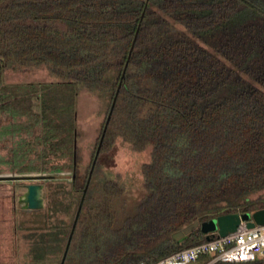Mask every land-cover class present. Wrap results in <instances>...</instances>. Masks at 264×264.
<instances>
[{"label": "trees", "instance_id": "obj_1", "mask_svg": "<svg viewBox=\"0 0 264 264\" xmlns=\"http://www.w3.org/2000/svg\"><path fill=\"white\" fill-rule=\"evenodd\" d=\"M34 68L50 79H4ZM117 87L63 264L152 262L202 241L205 220L264 207L250 196L264 189V0H0V173L71 172L66 221L43 208L24 264H58ZM81 91L100 117L83 170ZM116 138L150 148L130 201L118 174H95Z\"/></svg>", "mask_w": 264, "mask_h": 264}, {"label": "rangeland", "instance_id": "obj_2", "mask_svg": "<svg viewBox=\"0 0 264 264\" xmlns=\"http://www.w3.org/2000/svg\"><path fill=\"white\" fill-rule=\"evenodd\" d=\"M4 79L7 82H20L31 80H48L50 77L44 69L34 68L26 71H7ZM98 104L93 97L81 91L77 103V146L79 160L77 167L86 168L92 156L96 137L98 135L100 117L97 114ZM0 143V147H1ZM1 153V151H0ZM150 157V148L137 151L127 147L120 138H116L110 149L105 150L99 157L95 171L97 178L113 177L119 175L124 192L123 197L130 201L139 191L142 174L141 164ZM58 173V174H57ZM69 170L57 171L54 178L41 181L43 186L44 205L41 209H29L22 200L26 185L30 180L0 178V264H24L30 237L26 227L42 225L39 220L43 208L50 210L53 220L67 219L65 209L66 190L71 179ZM29 174V173H26ZM11 175L0 173V176ZM24 175V174H22ZM11 181V182H9ZM11 185V186H10ZM252 198L263 197L264 189L250 195ZM133 208H130V211ZM134 211V209H133ZM249 212H241V219H245ZM41 218V217H40ZM16 222V229L13 225ZM16 230H18L17 233ZM30 233V231H29ZM17 237V238H16ZM16 238V239H15ZM184 264H200L199 261H189Z\"/></svg>", "mask_w": 264, "mask_h": 264}, {"label": "built area", "instance_id": "obj_3", "mask_svg": "<svg viewBox=\"0 0 264 264\" xmlns=\"http://www.w3.org/2000/svg\"><path fill=\"white\" fill-rule=\"evenodd\" d=\"M247 220L241 219L234 231L223 236L218 234L217 229H212L205 232L209 238L204 236L202 241L175 250L152 262L140 261L138 264H184L199 261L198 258L202 255L207 258L202 263L199 261L200 264L264 260V223L248 226Z\"/></svg>", "mask_w": 264, "mask_h": 264}, {"label": "water", "instance_id": "obj_4", "mask_svg": "<svg viewBox=\"0 0 264 264\" xmlns=\"http://www.w3.org/2000/svg\"><path fill=\"white\" fill-rule=\"evenodd\" d=\"M142 15H143V13H141V16ZM134 38H133L131 46L129 48L128 55L130 53V50L132 49ZM123 73H124V68L122 70L121 76H123ZM118 89H119V87L116 88L115 93L112 97V100H111V103L109 106V110H108V113L106 115V118H105V121H104V124L102 127V131L100 133L98 143L96 145V148H95V151H94L91 163H90V167L88 170L86 181H85L84 187L82 189L81 196H80V199L78 201V204H77V207H76L73 219H72L71 227H70L69 233L67 235L66 242L64 245V249H63V252H62V255L60 257L58 264H63L64 258H65L66 252H67V248H68V245H69V242L71 239V235H72V232L74 230L75 223H76V220H77L80 208H81V204H82V201H83V198L85 195V191H86L88 183L90 181L91 173H92V170H93L96 158H97V154H98V151L100 148V144H101V141L103 139L104 132H105L107 123L109 121V118H110V115H111L117 94H118ZM10 177H11V179L12 178H24V179H28V180H34V179H45L46 175L35 174V175H20V176H11V175L0 176L1 179H9ZM22 198H23L22 200L25 202V206L29 209H36V208L41 207L43 205L42 184L41 183H28L26 185V191L24 192ZM249 218H251V219H249ZM245 219H248L247 220L248 226H252L254 223H259V224L264 223V207L252 211L251 213H249V215ZM240 220H241L240 212L222 213V214L216 215L215 217H213L209 220H205V221L201 222L200 227L205 232L212 230V229H217L218 234L223 236V235L227 234L228 232L234 231L236 226L240 222ZM198 224H199L198 221H194L191 225L185 227L179 233L174 234V237L175 238L181 237L184 233H188L192 229L197 227ZM205 238H209V236L206 234Z\"/></svg>", "mask_w": 264, "mask_h": 264}, {"label": "flooded vegetation", "instance_id": "obj_5", "mask_svg": "<svg viewBox=\"0 0 264 264\" xmlns=\"http://www.w3.org/2000/svg\"><path fill=\"white\" fill-rule=\"evenodd\" d=\"M41 180H42V179H34V180H30V183H41ZM41 184H42V183H41ZM42 197H43V186H42ZM24 203H25V202H24ZM43 205H44V201H43ZM43 205H42L41 207H39V209L42 208Z\"/></svg>", "mask_w": 264, "mask_h": 264}]
</instances>
